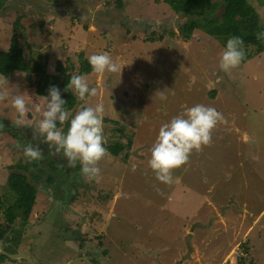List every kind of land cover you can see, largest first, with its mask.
<instances>
[{
  "label": "rangeland",
  "instance_id": "obj_1",
  "mask_svg": "<svg viewBox=\"0 0 264 264\" xmlns=\"http://www.w3.org/2000/svg\"><path fill=\"white\" fill-rule=\"evenodd\" d=\"M118 1L0 0V52L14 43L22 48L33 60V78L45 73L61 87L58 62L78 74L82 60L103 52L124 66L121 75H84L98 90L88 104L105 107L106 145L123 151L115 156L107 148L97 183L86 181L79 163L69 168L62 153L41 144L43 159L31 167L41 175L39 192L25 224L7 219L9 177L24 172V148L35 143L33 128L42 118L33 105L42 101L25 73L8 78L10 96L0 104V224L11 231L0 243L27 257L0 264H32L30 258L35 264H219L239 245L251 251L244 264H260L253 255H264V51L244 45L240 66L224 73L219 61L226 44L200 30L183 38L180 25L188 17L165 0H120L123 7ZM248 1L264 27V0ZM142 21L157 26L143 28ZM154 29L165 33L163 42L144 41ZM17 92L30 109L21 127L11 106ZM82 103L69 111V121ZM196 104L214 107L226 122L165 185L148 165L150 149L163 124ZM50 162L65 167L51 186Z\"/></svg>",
  "mask_w": 264,
  "mask_h": 264
},
{
  "label": "clouds",
  "instance_id": "obj_2",
  "mask_svg": "<svg viewBox=\"0 0 264 264\" xmlns=\"http://www.w3.org/2000/svg\"><path fill=\"white\" fill-rule=\"evenodd\" d=\"M257 39L264 40V32L257 33ZM245 55L243 39L238 36L230 37L220 57V70L231 73L240 66ZM87 59L92 71L98 76L106 73L121 75L124 67L107 52L92 54ZM65 91H71L83 102L79 110L69 121L70 113L65 107L67 101L62 98L57 86H51L47 96L37 97V101L42 103H35L33 108L36 113H42V118L33 128L32 141L35 143L30 142L24 148V156L28 162L43 159L40 145L45 144L49 147L50 154L59 156L62 153L69 168H75L79 163L86 181L99 183L102 178L100 163L109 155L105 147L103 124L105 107L103 103L95 106L88 104L91 98L98 95V90L89 86L84 75H72ZM9 96V80L0 75V104L8 100ZM160 99H167L163 92H160ZM11 106L17 113L15 126H23L24 118L30 110L25 96L19 92L11 96ZM223 122H226L223 114L214 107L196 104L163 124L150 149L148 161L156 179L169 186L175 183L174 171L188 165L194 152L210 146L214 130ZM66 123H70V126L65 133L63 125Z\"/></svg>",
  "mask_w": 264,
  "mask_h": 264
},
{
  "label": "trees",
  "instance_id": "obj_3",
  "mask_svg": "<svg viewBox=\"0 0 264 264\" xmlns=\"http://www.w3.org/2000/svg\"><path fill=\"white\" fill-rule=\"evenodd\" d=\"M167 4L177 14H183L188 19L180 25L182 29V37L190 38L198 30L205 32L207 35L214 37L216 40L222 42L224 45L227 40L232 36L241 37L245 46L254 45L259 49L257 52L264 51L262 40L257 39V33L264 32V27L261 25L260 20L255 9L251 6L248 0H165ZM120 7H123L122 2H117ZM223 10L222 16H218V11ZM137 22L134 24L136 25ZM140 25L143 28L157 26V24H150L142 21ZM138 25H136V28ZM166 38L165 33H159L154 29L144 38L145 42L159 43L163 42ZM25 51L17 46L15 43L10 46L8 50L0 52V75L7 78L13 77L16 71H21L27 75L26 79L29 86L34 88L38 96H47L48 90L51 86H57L61 90L62 98L67 101L65 107L68 111H72L78 104V99L71 91H65L72 74L69 72L73 65L64 66L58 62L57 70L64 76L61 87L57 82L51 78L50 75L45 73L36 74V78L32 77V59L27 60ZM83 57V53H79ZM249 58V57H246ZM92 68L88 59L81 61L79 75L91 74ZM74 75V74H73ZM59 126V125H58ZM111 153L119 156L123 151V147L116 146L110 147L106 145ZM37 166V161L27 162L25 166L19 165L20 169L24 172H12L9 177V184L12 189V204L5 210L9 224L14 223L16 218L21 217L22 222L27 223L32 210L34 208L36 198L39 192L37 182L40 180L41 175H35L31 167ZM51 171L55 174L50 175L47 179V184L51 186L56 184L60 170L65 169L61 164L49 163ZM25 170L28 172L25 173ZM58 173V174H57ZM29 174H32V181ZM56 178V180H55ZM58 191V190H56ZM58 198V196L56 197ZM11 203V202H10ZM0 204L5 206L0 198ZM11 231V225L5 228L0 224V241L6 239V235ZM5 258H9L4 254H0V263Z\"/></svg>",
  "mask_w": 264,
  "mask_h": 264
},
{
  "label": "built area",
  "instance_id": "obj_4",
  "mask_svg": "<svg viewBox=\"0 0 264 264\" xmlns=\"http://www.w3.org/2000/svg\"><path fill=\"white\" fill-rule=\"evenodd\" d=\"M250 250L245 246L239 245L236 247L231 254L226 257L221 264H244V260L249 257Z\"/></svg>",
  "mask_w": 264,
  "mask_h": 264
},
{
  "label": "water",
  "instance_id": "obj_5",
  "mask_svg": "<svg viewBox=\"0 0 264 264\" xmlns=\"http://www.w3.org/2000/svg\"><path fill=\"white\" fill-rule=\"evenodd\" d=\"M0 252L3 253L4 255L8 256L9 258L11 259H14V258H18V257H27V254L25 252H19L17 254H10V253H7L5 251V248L3 247V245L0 243ZM31 260V258H30ZM32 263V262H31ZM91 264H94L92 262H90ZM32 264H35V263H32Z\"/></svg>",
  "mask_w": 264,
  "mask_h": 264
},
{
  "label": "crops",
  "instance_id": "obj_6",
  "mask_svg": "<svg viewBox=\"0 0 264 264\" xmlns=\"http://www.w3.org/2000/svg\"><path fill=\"white\" fill-rule=\"evenodd\" d=\"M251 225H252L251 227H253L254 223L251 224ZM248 232H249V231H246V232L244 233V234H245V235H244V238L246 237V235L248 234ZM244 238H243V239H244ZM241 242H242V241H241ZM234 246H235V245H234ZM232 250H233V248H231V249L229 250V252L227 253V255H228L229 253L231 254V251H232ZM250 252H251V251H250ZM216 253H217V252H216ZM227 255H226V257H227ZM215 256H216V255H215ZM253 256H255V258H256V257L259 258V263H260V264H261V263H264V255H259L257 252H255ZM226 257H225V258H226ZM251 257H252V256H251ZM220 263H221V262H220ZM220 263H219V264H220Z\"/></svg>",
  "mask_w": 264,
  "mask_h": 264
},
{
  "label": "flooded vegetation",
  "instance_id": "obj_7",
  "mask_svg": "<svg viewBox=\"0 0 264 264\" xmlns=\"http://www.w3.org/2000/svg\"><path fill=\"white\" fill-rule=\"evenodd\" d=\"M31 262H32V263H34V261H33V259H32V258H31V260H30V263H31Z\"/></svg>",
  "mask_w": 264,
  "mask_h": 264
}]
</instances>
